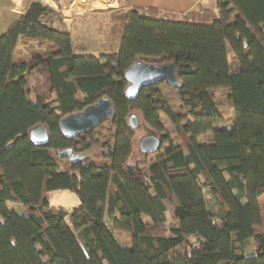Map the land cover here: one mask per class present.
Instances as JSON below:
<instances>
[{
    "label": "trees",
    "instance_id": "trees-1",
    "mask_svg": "<svg viewBox=\"0 0 264 264\" xmlns=\"http://www.w3.org/2000/svg\"><path fill=\"white\" fill-rule=\"evenodd\" d=\"M113 12L117 49L98 56L78 52L73 35L55 25L58 11L38 0L0 35V264H264V0H216L214 9L185 14ZM20 46L29 60L16 57ZM143 58L175 63L178 111L165 81L127 95L125 72ZM217 89L228 92L231 119ZM103 96L116 115L105 121L114 131L101 140L97 163L85 153L93 143L78 141L86 134L68 139L59 123ZM135 114L161 151L133 163ZM162 115L184 145L174 143ZM40 124L48 129L44 144L30 135ZM66 148L85 157H59ZM55 189L75 191L79 206L52 207ZM167 202L176 221L170 234L154 219L165 217Z\"/></svg>",
    "mask_w": 264,
    "mask_h": 264
},
{
    "label": "rangeland",
    "instance_id": "rangeland-1",
    "mask_svg": "<svg viewBox=\"0 0 264 264\" xmlns=\"http://www.w3.org/2000/svg\"><path fill=\"white\" fill-rule=\"evenodd\" d=\"M66 5L63 7L64 12H58L59 14L56 16L57 28L61 30H68L74 38L75 47L78 52L88 53L100 55L105 52H113L117 49L119 40H120V32L121 29L119 27V19L116 16V13L113 12L114 9L118 7L114 6L113 1L111 0H65ZM85 4V5H84ZM118 6V5H117ZM76 7L73 10H69L65 12L66 9ZM79 9V10H77ZM65 18V23L61 22L62 18ZM17 58L30 59L31 55L28 50H26L23 46L19 47V52L16 54ZM142 61H146L153 64H160L153 59L143 58ZM35 82L40 86L41 91H46V83L43 77L35 78ZM163 86V85H162ZM166 96L172 101L175 110L178 111L180 107V96L179 93L174 90L172 87H166ZM216 101L219 104L220 109L225 113L226 118L231 119L234 116V110L232 109L228 92L225 89H217L215 90ZM137 119V125L135 127L136 132V146L131 157V161L133 163L139 161H145L152 158H155L160 151L149 153L150 155H146L140 149V140L146 136L154 135L155 133L149 128L142 116L139 114H135ZM162 119L165 121V129L169 132L175 144H182L183 137L175 130L172 122L164 115H162ZM230 121V120H229ZM229 121L225 123V125H229ZM111 131H114V127L111 122H103L97 128L85 132L84 137H80L78 141L81 144H84L86 141L88 143H93L91 145V150L85 152L87 155L92 157L94 162L100 163L102 158V148H101V140L106 134H109ZM81 135H84L81 134ZM99 141V144L97 143ZM86 142V143H87ZM50 204L55 209H66L72 210L79 206L80 200L78 194L75 191H71L69 189H55L50 190L48 192ZM8 206L11 209H15L19 213H26L27 207L20 203L9 202ZM173 207L174 204L172 202H167V212L165 217L162 218L159 215L155 216V221L159 223H163L162 231L160 233L165 232L166 234H170V229L176 225V221L173 217ZM109 226H111L110 221L107 219ZM158 225L155 229L159 228ZM154 229V230H155ZM119 241L131 244L130 238H128L124 233H116ZM190 241H196L195 237H190ZM180 250H184L185 246L181 245L179 247Z\"/></svg>",
    "mask_w": 264,
    "mask_h": 264
},
{
    "label": "water",
    "instance_id": "water-1",
    "mask_svg": "<svg viewBox=\"0 0 264 264\" xmlns=\"http://www.w3.org/2000/svg\"><path fill=\"white\" fill-rule=\"evenodd\" d=\"M125 79L129 82L126 93L130 98L137 97L143 87L159 81H165L175 89L181 87L174 62L153 64L142 60L137 61L126 70ZM115 115L116 108L112 100L108 96H103L83 110L62 117L59 127L66 138L73 139L97 128L106 120L114 118ZM130 124L132 127H136V115L130 117ZM30 135L39 144L48 141V129L43 124L33 128ZM139 144L141 151L146 154L157 152L161 145L159 137L155 134L144 137ZM57 155L70 160L72 163H76L85 157L83 153H75L72 148L59 150Z\"/></svg>",
    "mask_w": 264,
    "mask_h": 264
},
{
    "label": "crops",
    "instance_id": "crops-1",
    "mask_svg": "<svg viewBox=\"0 0 264 264\" xmlns=\"http://www.w3.org/2000/svg\"><path fill=\"white\" fill-rule=\"evenodd\" d=\"M35 0H0V35H2L8 27L15 22L30 4ZM45 5L52 7L58 12H64L63 7L66 5L65 0H38ZM114 6L118 7L114 10L127 11L131 8L154 7L163 12L185 14L191 9H214L216 0H111ZM85 5V4H84ZM118 5V6H117ZM76 7L66 9L65 12L73 10ZM79 10V9H77ZM63 17L61 22L65 23ZM60 22V21H56ZM57 25V23H55ZM57 27V26H56ZM68 31V30H65ZM69 32V31H68ZM259 202L264 207V194L259 197ZM264 217V210L262 212Z\"/></svg>",
    "mask_w": 264,
    "mask_h": 264
}]
</instances>
